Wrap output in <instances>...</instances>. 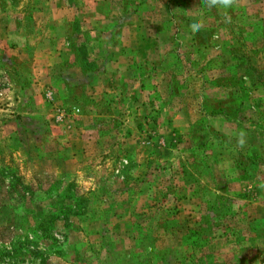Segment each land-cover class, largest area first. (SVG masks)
<instances>
[{"label": "rangeland", "instance_id": "rangeland-1", "mask_svg": "<svg viewBox=\"0 0 264 264\" xmlns=\"http://www.w3.org/2000/svg\"><path fill=\"white\" fill-rule=\"evenodd\" d=\"M186 1L188 4L183 5L188 6L181 15L195 21L205 19V25H210L196 0ZM242 2L248 12L264 17V0H237ZM68 3L77 2L68 0ZM39 5L46 6L38 8ZM47 5H64V0H0V37L5 38L0 46V65L4 71L0 78V264H111L115 255L135 259L139 253L141 258L151 260L161 255L164 245H170V238L163 234L170 212L176 214L175 218L188 220L186 212L192 209V202H182L173 196L181 188L176 186V167L178 163H186L192 141L187 131L177 128L181 120L176 115L185 107L187 115L195 116L197 98L194 92L187 95L182 91L180 95L178 90L174 91L177 95L170 96L165 88L141 93L126 83L115 93L112 84L102 83L104 75L98 77L92 88L89 83L84 84L79 72H71L67 75L68 83L61 82L60 88L78 83L83 97L96 92L105 100L103 104L108 105L109 101L115 105L107 110L114 115L112 120L98 127L100 136L94 144L99 150L91 153L92 143L81 142L80 107L71 102L67 91L59 101L55 94L50 98L45 90L48 87L43 80L49 77L48 69L55 59L43 52H27L19 47L21 43L17 46V40L28 34L23 29L28 27L25 24L28 17H33L35 32L46 29L45 21L50 13L54 16L56 12L48 10ZM120 11V7L113 8L115 14ZM30 36L29 43L38 38L32 33ZM9 37L16 48L9 47ZM200 40L195 45L201 42L210 45L212 57L224 50L220 49V39L213 35L212 29ZM51 43L52 47L58 44ZM169 43L163 42L167 46ZM226 50L233 59L241 55V44L238 41L235 48ZM244 54L247 56L246 51ZM11 70L17 72L12 74ZM210 74L211 79L217 75L213 71ZM240 79L246 93L239 92L235 98L234 91L223 97L213 88L207 106L214 111L222 105L232 114L239 109L238 116L242 112L243 117L256 122L254 134L262 145L264 90L252 92L246 77ZM55 84L59 85L58 80ZM48 120L49 129L45 126ZM220 129L234 131L236 137L240 132L230 125ZM83 144L87 146L86 155L81 152ZM111 146H115L112 151ZM107 148L109 154H105ZM213 167L211 174L219 183L221 166ZM79 198L84 202L77 206L86 214L93 210L104 212L109 207L114 219L104 215L93 221L84 215L77 218L75 199ZM245 205L246 212L251 214L258 210L259 203ZM62 214L67 218L63 219ZM142 229L150 233L144 235ZM140 237L146 238L147 248L139 249L137 242L130 252V245ZM171 240L175 245V237Z\"/></svg>", "mask_w": 264, "mask_h": 264}, {"label": "crops", "instance_id": "crops-1", "mask_svg": "<svg viewBox=\"0 0 264 264\" xmlns=\"http://www.w3.org/2000/svg\"><path fill=\"white\" fill-rule=\"evenodd\" d=\"M100 1L101 5H98V0H76L75 4L64 0V5H47L48 10L56 12L54 16L50 13L45 21L46 29L35 32L33 17L30 16L25 23L28 27L23 28L28 34L17 40V46L21 43L19 47L27 52H43L55 59L48 69L49 77L43 80L48 87L45 90L50 98L53 99L55 94L59 101L67 91L71 102L80 107L83 122L81 142L92 143L94 149L91 153L99 150L94 144L100 136L98 127L112 120L114 115L107 110L115 105L109 101L108 105L103 104L105 100L96 92L83 97L78 83L60 88L61 82L68 83L67 75L71 72H79L84 84L89 83L92 88L99 81L98 77L104 75L102 83L112 84L114 92L126 83L140 92L165 88L170 91V96L177 95L174 91L178 90L180 95H183L182 91L187 95L194 92V98H197L195 116L187 115L185 107L176 115L181 120L177 128H183L192 137L186 163H178L176 167V186L185 188L178 187L173 194L182 202H192L191 211L186 212L188 220L175 218L176 214L170 212L171 218L163 226L164 237L170 238V245L162 247L161 255L157 254L151 260L144 256L141 258L140 253L135 259L115 255L111 264H264V162L258 159L264 154V144L259 145L255 137L256 122L243 117L242 112L238 116L239 109L232 114L226 112L222 105L214 111L207 106L213 88L223 97H227L229 92L233 94L235 91L234 96L242 93V76L246 77L249 88L256 83L254 85L264 90V17L257 12H248L243 2L224 10L209 9L203 0H196L197 7L210 25H204L194 34L188 25L195 20L181 15L188 6L183 5L188 4L186 0ZM42 6L45 8L46 5L38 8ZM119 7L118 15L113 8ZM34 8L37 12L36 6ZM31 28L33 32H30ZM211 29L213 35L220 39V49H224L213 57L210 56V45L204 42L195 45ZM31 33L38 38L29 43ZM4 40L0 37V46ZM7 40H10L8 43L12 48L14 41L11 37ZM238 41L241 55L231 59L226 47L233 49ZM50 42L58 44L52 47ZM163 42H170L169 46ZM64 67L66 69L61 72ZM212 71L217 73L214 79H211ZM16 72L11 70L12 74ZM2 73L0 65V78ZM64 73L66 75L63 76ZM192 116L193 120L190 119ZM47 123L45 126L49 129L51 121ZM227 125L246 132L247 142L243 148L237 147L234 131L230 133L220 129ZM84 144L81 152L86 155L87 146ZM113 148L115 146H111V151ZM111 151L107 148L105 154ZM218 164L222 171L219 183L211 174L213 166ZM181 167L187 171L185 177L179 174ZM255 201L259 203L258 210L248 214L245 204ZM212 204L219 211L216 216H212ZM108 209L104 212L90 211L87 217L91 221L101 215L114 219ZM144 232L150 233L142 229ZM173 237L175 245L172 244ZM145 240V237L136 239L129 247L132 249L130 252L135 250L137 242L138 248L145 250ZM111 245H115V240Z\"/></svg>", "mask_w": 264, "mask_h": 264}, {"label": "clouds", "instance_id": "clouds-1", "mask_svg": "<svg viewBox=\"0 0 264 264\" xmlns=\"http://www.w3.org/2000/svg\"><path fill=\"white\" fill-rule=\"evenodd\" d=\"M203 3L206 7L209 9L211 8H220V9H230L233 7L236 3L237 0H203ZM230 19V18H228ZM205 25V22L203 19L196 20L188 25L189 29L191 30L192 33H197L199 32ZM246 132L241 131L238 134L237 137V147L238 148H243L246 145Z\"/></svg>", "mask_w": 264, "mask_h": 264}, {"label": "trees", "instance_id": "trees-1", "mask_svg": "<svg viewBox=\"0 0 264 264\" xmlns=\"http://www.w3.org/2000/svg\"><path fill=\"white\" fill-rule=\"evenodd\" d=\"M254 84H256V83H253V85H252V87L250 88L251 89V91L252 92H256V91H258V90H260V88H258L256 85H254ZM234 111H236L237 112V110H234ZM236 112H234V114H236ZM261 121H262V119H261ZM239 155H237V160H239ZM258 159L260 160V162L262 161V162H264V154L263 155H259L258 156ZM186 172L187 171H185V170H183V167H181V169H180V171H179V174H180V176L181 177H185L186 175ZM24 192H26V191H24ZM76 200V202H75V210L77 211V213H76V215H77V218H80L81 216H83L84 215V217H87V211H85L83 208H80V207H78L77 205L80 203V201H82L80 198L79 199H75ZM82 202H84V201H82ZM225 205V204H224ZM93 209V208H92ZM210 209H211V211H212V216H216V214H218V209L214 206V204H212V206H210ZM86 214V215H85ZM62 216V218L63 219H66L67 217H64L63 216V214L61 215Z\"/></svg>", "mask_w": 264, "mask_h": 264}]
</instances>
